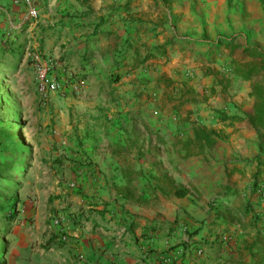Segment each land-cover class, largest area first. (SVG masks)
<instances>
[{
  "label": "rangeland",
  "instance_id": "rangeland-1",
  "mask_svg": "<svg viewBox=\"0 0 264 264\" xmlns=\"http://www.w3.org/2000/svg\"><path fill=\"white\" fill-rule=\"evenodd\" d=\"M30 1L38 16L25 20L26 0H0V264L220 263L243 234L235 223L236 215L215 205L225 184L235 186L238 195L229 204L232 213L248 200L256 210L263 207L264 192L250 194L253 169L247 165L249 158L244 159L245 165L238 163L235 172H228L227 166L225 170L213 166L208 157H192L179 168L173 166L177 135L191 134V122H216L213 109L201 105L208 95H197L196 106L182 105L184 116L178 123L182 134H175L174 128L163 134L158 119L148 123L142 134L138 131L134 140L140 144L135 157L150 159L154 175L167 170L179 174L177 185L189 193L177 199L175 185L163 179V199L184 208L173 221H163L157 217L161 211H151L146 237L138 229V221L123 227L126 218L115 220L113 206L96 208L101 199L90 193L94 182L88 176L100 173L97 161L106 153L110 139L120 140L119 121H111L108 115L115 113L120 96L138 98L140 106L146 107L153 94L140 83L127 88L103 84L97 75L102 67L98 53L85 54L86 47L99 45L92 37L98 22L94 7L80 0ZM135 8L146 18L156 12L164 14L155 2ZM43 66L48 69L46 79L60 84L46 100L38 90V69ZM169 109L175 110V106L169 103ZM202 111L206 117L199 122ZM231 139L242 148L239 133ZM245 147L250 153L248 138ZM204 153L212 158L209 150ZM3 197L11 202L6 204ZM154 204L157 201L144 205L153 210ZM219 219L231 221L228 232L219 233L211 225ZM249 219L242 218L246 223ZM215 233L232 246L224 245L221 253L210 250L205 241Z\"/></svg>",
  "mask_w": 264,
  "mask_h": 264
},
{
  "label": "crops",
  "instance_id": "crops-1",
  "mask_svg": "<svg viewBox=\"0 0 264 264\" xmlns=\"http://www.w3.org/2000/svg\"><path fill=\"white\" fill-rule=\"evenodd\" d=\"M150 2L161 7L164 14L156 12L146 18L141 16L143 11L137 13L135 7L150 5ZM84 5L94 7L98 21L102 22L92 37H98L99 41L97 53L102 67L97 75L102 78L103 84L127 88L140 83L149 94H153L146 107L140 106L138 98H130L128 94L127 97L120 96L115 113H108L111 121H119L120 140L109 135L110 146L96 165L100 173L88 176V180L94 182L90 193L101 199L96 208L102 210L113 206L115 220L123 222L126 218L123 227L138 221L137 227L146 237L147 223L151 224L148 220L152 219L151 211L155 214L161 211L162 217L161 214L157 216L159 219L173 221L184 205L169 204L163 199L165 189L161 181L172 179L177 186V182H181L178 173L167 170L154 175L150 159L135 157L137 146L140 147L134 141L137 132L142 134L148 123L159 119L158 129L163 134H168L170 128H174L175 134H182L178 123L184 114L170 110L169 103L172 106L180 104L178 98L186 90L192 94H184L183 99L188 100L182 104L185 108L196 106L197 95L205 93L208 98L201 105L211 107L213 116L216 110L238 115L252 112L251 84L264 83V72L251 80H244L234 73V61L253 60L243 53L245 45H257L264 51V0H89ZM232 37L233 43L228 44ZM136 46L139 55L134 51ZM148 51L152 55L141 62ZM161 77L170 79L171 84H157V79ZM234 105L238 107L236 110ZM103 114L106 116L105 112ZM191 115L192 112L188 115L190 119ZM199 116V122L206 117L203 111ZM172 123L176 127L170 126ZM204 126L221 129L225 137L213 147L204 146L202 152L194 157L201 160L208 157L213 166L221 165L224 170L227 166L228 172L237 171L238 163L245 165L244 159L249 158L247 165L254 169L251 160L257 153L256 129L246 121L227 126L217 117L215 123H205ZM236 133L243 138V141L240 140L242 148L234 145L231 139ZM187 135H192V131L191 134L186 132ZM181 136L177 135V138ZM246 138L251 145L250 153L244 151ZM168 143L164 144L166 149ZM143 147L147 148V144ZM205 149L209 150L212 158L205 155ZM236 156H241L244 161L235 159ZM184 161L176 153L173 166L179 168ZM211 178L215 182L216 178ZM152 200L157 201L153 210L144 205ZM138 229L134 230L136 234Z\"/></svg>",
  "mask_w": 264,
  "mask_h": 264
},
{
  "label": "trees",
  "instance_id": "trees-1",
  "mask_svg": "<svg viewBox=\"0 0 264 264\" xmlns=\"http://www.w3.org/2000/svg\"><path fill=\"white\" fill-rule=\"evenodd\" d=\"M86 4L89 0H81ZM102 22L98 21L94 25L92 34L101 26ZM98 38V37H97ZM95 40H98V39ZM234 37L227 41L228 44L233 43ZM115 46V45H114ZM97 47H86L85 54L88 52L89 56L97 52ZM134 51L139 55V49L136 46ZM243 53L253 60L241 62L239 60L234 61V73L244 80H251L254 76L260 72H264V51L257 45H245L243 47ZM152 55V52L148 51L141 62L147 60ZM157 84H165L169 86L171 84L170 79L158 78ZM252 90L250 96H253V110L243 115L227 114L224 110H216L215 113L220 122L227 126H234L235 123L246 121L248 125L258 131L257 135V153L252 158V164L254 163V169L251 174L252 183L250 186V194L252 191H261L259 196L264 192V83L252 82ZM184 94L191 95L189 90L182 92L178 100L180 104L175 106V110L180 112L182 104L188 100L183 99ZM190 113V112H189ZM189 113L187 115H189ZM190 129L192 135L186 137H180L175 139L174 147H177V153L184 160L191 159L202 152L204 146L213 147L217 141L224 136L221 129L208 128L204 125L191 122ZM197 149V150H196ZM235 169H232L234 171ZM3 174L0 172V177ZM166 176V174H164ZM173 184V180L169 179ZM173 193L176 197L183 198L188 194V189L182 185H177L173 189ZM238 198L236 187L230 185L228 182L225 184L224 191L219 195V198L215 201V205L218 209H226L230 214H235L237 219L235 223L240 225L243 234L239 237V240L233 247H229L231 252L220 261L215 264H264V206H260L258 210L253 207L252 201L248 200L244 204L240 203V207H236L233 213L228 209L230 207L232 198ZM249 197H251L249 195ZM3 200L8 204L11 202V198L3 197ZM264 200V196H263ZM223 201L226 203L223 204ZM258 201V200H257ZM13 206V205H12ZM258 206V205H255ZM229 210V211H228ZM232 218V215H231ZM243 219L250 218L249 223L244 222ZM225 222V225H223ZM231 221L226 219H219L214 221L211 225L219 228L222 234L229 231V225ZM250 227V229H248ZM215 233L209 241H205L210 250L220 252L223 250L224 245L230 244L228 240H224L222 235ZM231 245V244H230ZM232 246V245H231ZM218 253V258L221 259V255ZM217 258V257H216Z\"/></svg>",
  "mask_w": 264,
  "mask_h": 264
},
{
  "label": "built area",
  "instance_id": "built-area-1",
  "mask_svg": "<svg viewBox=\"0 0 264 264\" xmlns=\"http://www.w3.org/2000/svg\"><path fill=\"white\" fill-rule=\"evenodd\" d=\"M28 3V7L26 13L24 14L23 18L25 20H31L38 16V9L35 7L30 0H26ZM47 67L43 66L38 69V90L44 100H46L50 93L57 91L60 88V84L56 81H48L46 79L47 75ZM54 222H57L55 219Z\"/></svg>",
  "mask_w": 264,
  "mask_h": 264
}]
</instances>
